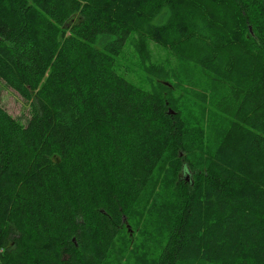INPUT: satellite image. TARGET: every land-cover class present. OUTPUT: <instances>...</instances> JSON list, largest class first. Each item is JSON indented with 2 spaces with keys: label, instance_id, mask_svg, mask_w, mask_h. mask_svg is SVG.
I'll return each mask as SVG.
<instances>
[{
  "label": "trees",
  "instance_id": "obj_1",
  "mask_svg": "<svg viewBox=\"0 0 264 264\" xmlns=\"http://www.w3.org/2000/svg\"><path fill=\"white\" fill-rule=\"evenodd\" d=\"M134 33L174 56L157 75L211 81L204 159L168 87L120 62ZM0 79L29 106L0 105V264H115L142 203L167 236L154 264H264V0H0Z\"/></svg>",
  "mask_w": 264,
  "mask_h": 264
},
{
  "label": "rangeland",
  "instance_id": "obj_2",
  "mask_svg": "<svg viewBox=\"0 0 264 264\" xmlns=\"http://www.w3.org/2000/svg\"><path fill=\"white\" fill-rule=\"evenodd\" d=\"M205 2L207 3V0H205ZM212 8L213 9H210L212 16H210L215 21L224 24L222 20L220 21V19L224 17L217 12V6L212 5ZM243 26L244 22H240L237 18L234 25L228 22L225 27L234 34V31H238ZM132 37V40L128 43L127 49L120 58V62L128 69L129 76L136 84L146 89H152L154 85L158 87L160 84L168 87L179 106L183 109L189 121V125L196 128L201 147L199 157L201 160L204 159L210 153L209 149L212 143L218 139L214 127L222 124V118H219L212 110L207 109L209 106L207 99L202 97V95L209 93L211 81L204 77H200L199 74L194 75L200 79H195L193 81L184 80V82H181V80L177 82V80L170 76L157 75V72H159L157 64L161 65L163 69L171 71L169 67L174 65V56L170 52L165 51L160 43H155V41L151 39L143 40L137 33H134ZM177 69L179 72L191 70L179 65H177ZM126 76L128 75L126 74ZM203 104L206 106L204 107ZM0 105L14 118L20 120L22 123L27 122L29 118L28 104L16 91L7 86L1 79ZM167 164L164 171V179H166L165 192L169 194L170 201L167 205V214L171 218L172 214L174 215L172 205L174 195L178 192V188H181V182H183L181 179L185 175L179 170H174L172 168V160H167ZM188 170L191 175L194 176V172L197 170L195 164ZM188 181L187 178L186 182ZM157 223H159L157 212L152 210L146 203H142L135 213L125 217L123 227L126 238L117 245V251L114 254L115 264H154L165 243V237H167L166 234H163V232L158 229Z\"/></svg>",
  "mask_w": 264,
  "mask_h": 264
},
{
  "label": "built area",
  "instance_id": "obj_3",
  "mask_svg": "<svg viewBox=\"0 0 264 264\" xmlns=\"http://www.w3.org/2000/svg\"><path fill=\"white\" fill-rule=\"evenodd\" d=\"M0 252H2V247H0Z\"/></svg>",
  "mask_w": 264,
  "mask_h": 264
},
{
  "label": "water",
  "instance_id": "obj_4",
  "mask_svg": "<svg viewBox=\"0 0 264 264\" xmlns=\"http://www.w3.org/2000/svg\"><path fill=\"white\" fill-rule=\"evenodd\" d=\"M171 111V113H172V110H170ZM187 178H188V174H187Z\"/></svg>",
  "mask_w": 264,
  "mask_h": 264
}]
</instances>
